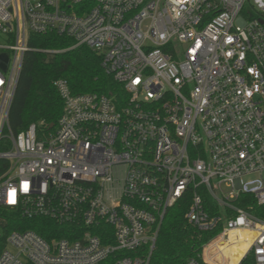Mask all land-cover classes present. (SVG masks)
Listing matches in <instances>:
<instances>
[{
    "label": "built area",
    "instance_id": "2783aa9c",
    "mask_svg": "<svg viewBox=\"0 0 264 264\" xmlns=\"http://www.w3.org/2000/svg\"><path fill=\"white\" fill-rule=\"evenodd\" d=\"M48 31L97 52L128 98L72 94L59 78L57 123L14 133L28 38ZM3 54L0 207L73 227L10 231L0 264H150L182 200L189 226L217 230L182 264H264V219L237 203L264 204V0H0ZM235 230L248 243L233 262L221 247Z\"/></svg>",
    "mask_w": 264,
    "mask_h": 264
},
{
    "label": "trees",
    "instance_id": "16d2710c",
    "mask_svg": "<svg viewBox=\"0 0 264 264\" xmlns=\"http://www.w3.org/2000/svg\"><path fill=\"white\" fill-rule=\"evenodd\" d=\"M72 38L56 31L30 34L29 50L25 52L21 72L9 110V126L18 133L32 123L43 121L56 124L62 111L63 101L56 89L55 81L64 79L72 94L87 92L114 96L118 106L128 98L122 84L107 74L101 66V56L86 45L74 46ZM42 49L60 50L44 52ZM237 203L249 212L264 219V204L258 205L253 196L244 194ZM186 201L172 206L159 225L150 264H182L196 257L203 245L217 232L200 231L189 226L183 217ZM0 251L5 237L12 230L31 229L45 239L66 236L73 227L68 223H57L44 216H22L0 207ZM233 262L242 254L236 242L232 243ZM117 255H111L101 264H112ZM238 264H253L246 256Z\"/></svg>",
    "mask_w": 264,
    "mask_h": 264
},
{
    "label": "bare ground",
    "instance_id": "6f19581e",
    "mask_svg": "<svg viewBox=\"0 0 264 264\" xmlns=\"http://www.w3.org/2000/svg\"><path fill=\"white\" fill-rule=\"evenodd\" d=\"M247 235H248L247 232H242V231H239V230H235V231L230 232L229 242H223L222 249H224L226 254L231 257L232 261H233V254H232L233 245H232V243L236 242L238 244V246L241 248V251H242V254H243L244 250L247 247V243H248ZM228 249H230L231 255L229 254ZM242 254H241V256H242ZM230 264H232V263H230Z\"/></svg>",
    "mask_w": 264,
    "mask_h": 264
},
{
    "label": "water",
    "instance_id": "95a60500",
    "mask_svg": "<svg viewBox=\"0 0 264 264\" xmlns=\"http://www.w3.org/2000/svg\"><path fill=\"white\" fill-rule=\"evenodd\" d=\"M0 58L2 59V67H5L6 66V61H7V58H6V55L5 54H3V55H1L0 56ZM53 126V124H50V127H52Z\"/></svg>",
    "mask_w": 264,
    "mask_h": 264
},
{
    "label": "crops",
    "instance_id": "0c3cea01",
    "mask_svg": "<svg viewBox=\"0 0 264 264\" xmlns=\"http://www.w3.org/2000/svg\"><path fill=\"white\" fill-rule=\"evenodd\" d=\"M228 252H229V254L231 255V253H230V249H228Z\"/></svg>",
    "mask_w": 264,
    "mask_h": 264
},
{
    "label": "rangeland",
    "instance_id": "374dc122",
    "mask_svg": "<svg viewBox=\"0 0 264 264\" xmlns=\"http://www.w3.org/2000/svg\"><path fill=\"white\" fill-rule=\"evenodd\" d=\"M251 176H254V175H251ZM222 248V247H221ZM225 251V250H224ZM226 253V252H225Z\"/></svg>",
    "mask_w": 264,
    "mask_h": 264
},
{
    "label": "snow or ice",
    "instance_id": "6c2138e0",
    "mask_svg": "<svg viewBox=\"0 0 264 264\" xmlns=\"http://www.w3.org/2000/svg\"><path fill=\"white\" fill-rule=\"evenodd\" d=\"M25 187H27V186H25Z\"/></svg>",
    "mask_w": 264,
    "mask_h": 264
}]
</instances>
